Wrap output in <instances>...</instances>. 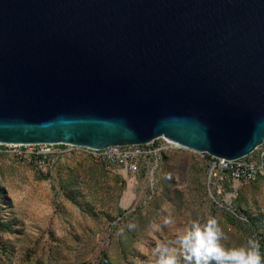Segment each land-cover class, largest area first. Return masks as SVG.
I'll use <instances>...</instances> for the list:
<instances>
[{"label":"water","instance_id":"obj_1","mask_svg":"<svg viewBox=\"0 0 264 264\" xmlns=\"http://www.w3.org/2000/svg\"><path fill=\"white\" fill-rule=\"evenodd\" d=\"M264 143V0H0V143Z\"/></svg>","mask_w":264,"mask_h":264},{"label":"rangeland","instance_id":"obj_2","mask_svg":"<svg viewBox=\"0 0 264 264\" xmlns=\"http://www.w3.org/2000/svg\"><path fill=\"white\" fill-rule=\"evenodd\" d=\"M208 171L190 149L168 154L153 174L107 170L82 153L44 174L0 155V264H151L158 243L179 254L177 232L210 216L224 244L254 238L264 254V169L233 194L209 189Z\"/></svg>","mask_w":264,"mask_h":264},{"label":"built area","instance_id":"obj_3","mask_svg":"<svg viewBox=\"0 0 264 264\" xmlns=\"http://www.w3.org/2000/svg\"><path fill=\"white\" fill-rule=\"evenodd\" d=\"M262 145L238 159L218 158L207 152L195 151L208 163L209 189L214 187L220 192H226L230 188V194H233L240 184L256 181L264 169ZM185 149L183 145L164 136L143 144L110 145L104 148L82 147L71 143H0V155L26 161L44 174L51 173L61 160L77 153L90 156L107 170L123 168L127 172L136 173L147 168L153 174L159 162L168 154Z\"/></svg>","mask_w":264,"mask_h":264},{"label":"clouds","instance_id":"obj_4","mask_svg":"<svg viewBox=\"0 0 264 264\" xmlns=\"http://www.w3.org/2000/svg\"><path fill=\"white\" fill-rule=\"evenodd\" d=\"M173 223L170 214L163 218L165 226ZM127 228L133 229L135 225L129 223ZM223 239L224 234L215 217L210 216L203 223L192 220L176 234L179 254L167 243H158L151 264H264L258 240L248 238L243 244L228 246Z\"/></svg>","mask_w":264,"mask_h":264}]
</instances>
